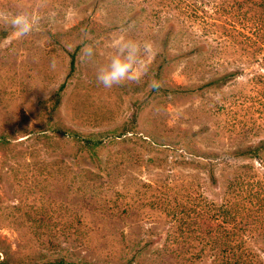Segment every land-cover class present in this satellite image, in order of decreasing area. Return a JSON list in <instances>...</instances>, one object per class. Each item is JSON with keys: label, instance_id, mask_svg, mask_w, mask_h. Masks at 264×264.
<instances>
[{"label": "rangeland", "instance_id": "374dc122", "mask_svg": "<svg viewBox=\"0 0 264 264\" xmlns=\"http://www.w3.org/2000/svg\"><path fill=\"white\" fill-rule=\"evenodd\" d=\"M38 3L0 0L41 16L23 37L0 21L2 260L264 264V155L233 156L264 139V91L251 81L264 74V0ZM249 30L263 52L241 61ZM122 36L152 41L156 54L139 82L107 89L96 72ZM241 64L250 69L225 86L165 92ZM74 133L102 140L100 163Z\"/></svg>", "mask_w": 264, "mask_h": 264}, {"label": "clouds", "instance_id": "9594fccd", "mask_svg": "<svg viewBox=\"0 0 264 264\" xmlns=\"http://www.w3.org/2000/svg\"><path fill=\"white\" fill-rule=\"evenodd\" d=\"M47 0H39L38 6L45 7ZM41 16L35 11H19L11 14L0 8V21L10 24L18 36L30 35L39 25ZM114 52L109 57L107 63L98 67L96 81L104 88L110 89L126 81L139 82L145 74L147 65L145 57L156 54L152 41H138L130 38L120 37L113 42ZM82 51V58L86 62H91L95 56L93 44H85ZM50 67L55 70L56 60L51 61ZM150 88L158 90L162 87L161 82L152 79ZM3 254L0 253V260Z\"/></svg>", "mask_w": 264, "mask_h": 264}, {"label": "trees", "instance_id": "16d2710c", "mask_svg": "<svg viewBox=\"0 0 264 264\" xmlns=\"http://www.w3.org/2000/svg\"><path fill=\"white\" fill-rule=\"evenodd\" d=\"M7 30L6 32L3 33V37L7 36ZM77 50L78 48H76V50H74L73 52L70 53V70H69V74L68 76L70 77V75H72V73L74 72L75 68H76V61H77ZM204 52V48H197L196 50H194V53L196 55H200ZM263 52L259 40L258 38L254 35V32L251 33L250 30L243 32L242 33V39H241V61L246 58V59H252L255 58V56H258L259 54H261ZM168 61L166 62V58L163 60V62L160 64V68L164 67V65H167ZM250 69L249 66L245 67L243 64H241V69H237V70H227L224 72L219 73L217 76H215L214 78H212L211 80H209L207 83H204L201 86H197L194 88H173V89H165V92H179V93H192V92H196V91H200L204 88L207 87H221V86H225L227 85L230 81L237 79L238 77H242L244 76L245 72ZM67 76V77H68ZM252 82H254L255 85H259L263 87V91H264V74L263 73H254L252 74ZM66 87V82H63L58 89V98L56 100V104L54 106L53 111H56L59 100H60V93H62V91L65 89ZM262 98L264 99V94L262 96ZM264 104V102H263ZM60 132L63 133L62 129H57ZM69 136V135H68ZM73 138L79 142L82 143V145L88 149L91 153H92V160L95 163H100L101 160L98 156V148L102 145V140H95L92 138H83L81 136H79L78 134H73L72 135ZM264 155V139H261L260 141H258V143L256 145L247 147L243 150H238L235 151L233 153L234 157H245V156H250L253 158H261ZM211 179H213V181H215V176H214V171L211 170L210 173ZM0 264H7L4 260L0 261ZM46 264H76L74 262H70V261H66L63 258L54 260V261H48Z\"/></svg>", "mask_w": 264, "mask_h": 264}]
</instances>
